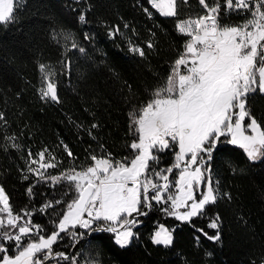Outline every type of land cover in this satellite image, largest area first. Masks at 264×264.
<instances>
[{
    "label": "trees",
    "instance_id": "trees-1",
    "mask_svg": "<svg viewBox=\"0 0 264 264\" xmlns=\"http://www.w3.org/2000/svg\"><path fill=\"white\" fill-rule=\"evenodd\" d=\"M206 2L211 6L216 0ZM219 3L223 7L224 0ZM205 13L199 0H177L175 17L160 15L148 0H23L15 22L0 26V113L4 115L0 121V186L14 213L26 206L34 209L32 222L43 225L47 232L52 230L53 212H59L63 204L43 212L39 209L46 201L60 199L65 189L38 182L28 171V161L45 149L46 161L54 156L50 162L57 164L47 170L51 175L85 168L93 163L90 155L100 157L105 151L115 160L130 157L127 145L134 136L129 131V111L149 99L184 51L188 37L178 32L177 22ZM223 24H241V20L230 16ZM117 27L119 32L112 35ZM67 33L84 52L71 47L72 41L64 38ZM149 43L154 47L148 48ZM132 45L142 48L145 56L130 52ZM64 63L69 65L67 69ZM40 64L55 73L58 103L41 99ZM248 107L264 127V95L250 96ZM93 124L97 127L92 128ZM7 137H15L19 148L12 147L13 141ZM177 151L160 153L156 167H171ZM211 166L220 191L229 193L231 199L210 205L207 216L183 223L161 211L165 205L153 202L151 210L141 208L147 215L137 217L140 223L133 231L139 235L127 248L118 247L107 233L86 234L73 247L71 236L62 233L63 240L53 251L81 252L82 259L84 254L95 257L99 252L101 264H264V256L257 253L264 226V159L249 161L243 149L224 142L213 152ZM179 171L174 169L169 179L178 177ZM217 213L221 238L211 241L198 230L214 235L217 230L208 223ZM161 225L174 229L169 247L151 240Z\"/></svg>",
    "mask_w": 264,
    "mask_h": 264
},
{
    "label": "snow or ice",
    "instance_id": "snow-or-ice-1",
    "mask_svg": "<svg viewBox=\"0 0 264 264\" xmlns=\"http://www.w3.org/2000/svg\"><path fill=\"white\" fill-rule=\"evenodd\" d=\"M22 3L23 0H0V26L15 22ZM148 3L164 17L177 16V0ZM199 3L206 9L205 14L177 22L178 32L188 37L184 51L152 89L149 99L128 113L129 131L134 136L127 145L130 157L115 160L105 151L100 157L90 155L93 163L89 166L80 170L73 167L59 175L47 173L57 167L50 162L54 156L46 161L47 149L28 161V171L38 177V182L65 189L60 199L46 201L39 209L43 212L63 204L59 212H53L56 218L50 221L51 232L32 222L34 209L26 206L14 213L9 196L0 186V264H101L99 252L95 257L84 254L82 259L81 252H54L53 246L63 240L62 233L71 236L73 247L86 234L107 233L118 247L127 248L139 235L133 231L140 223L137 217L147 215L141 208L151 210L153 202L165 205L160 210L181 222L207 216L210 205L231 199L229 193L220 191L219 180L213 179L211 161L220 143L243 149L249 161L264 159V127L248 107L250 96L264 95V0H224L226 13L244 17L243 23L235 25L220 23L219 0L211 6L206 0ZM144 11L151 17L148 8ZM80 20L85 21L84 15ZM118 32L117 27L112 35ZM64 38L72 41V48L84 52L71 33L64 34ZM85 39H89L87 34ZM147 47L154 45L149 43ZM129 50L145 56L138 46L132 45ZM64 67L69 65L64 63ZM39 71L41 99L58 103L55 73L45 64L39 65ZM221 137L225 140L221 141ZM7 139L13 141L12 147L19 148L15 137ZM175 148L178 151L173 165L158 169L159 154ZM67 151L71 157V151ZM28 156L32 157V153ZM173 169H179V175L170 180ZM27 193L29 197L33 195L32 187ZM220 224L217 213L208 223L210 229L217 230L214 235L198 231L208 240L220 241ZM77 228L86 232H77ZM173 231L161 225L151 240L155 245L169 247ZM196 239L199 243V237ZM6 242L12 243L6 246Z\"/></svg>",
    "mask_w": 264,
    "mask_h": 264
},
{
    "label": "built area",
    "instance_id": "built-area-1",
    "mask_svg": "<svg viewBox=\"0 0 264 264\" xmlns=\"http://www.w3.org/2000/svg\"><path fill=\"white\" fill-rule=\"evenodd\" d=\"M230 16L235 17L237 20H241V23L244 22V17H243V16L238 15V14H236V13H231V12L226 13V12L224 11V4H223V7H221V19H220V23L223 25L224 20H225L227 17H230ZM173 170H174V169H173ZM83 230H84V229H83ZM85 231H86V230H85Z\"/></svg>",
    "mask_w": 264,
    "mask_h": 264
},
{
    "label": "rangeland",
    "instance_id": "rangeland-1",
    "mask_svg": "<svg viewBox=\"0 0 264 264\" xmlns=\"http://www.w3.org/2000/svg\"><path fill=\"white\" fill-rule=\"evenodd\" d=\"M234 146H236V145H234ZM201 190H203V189H201ZM196 196H197V199H199L200 197H199V191L197 192V194H196ZM194 218V217H193ZM183 223H186V222H183ZM138 225V224H137ZM159 229V228H158ZM157 229V230H158ZM134 230V229H133ZM261 234H262V238H261V241H260V245L257 247V253H258V255L259 256H264V226L261 228Z\"/></svg>",
    "mask_w": 264,
    "mask_h": 264
},
{
    "label": "crops",
    "instance_id": "crops-1",
    "mask_svg": "<svg viewBox=\"0 0 264 264\" xmlns=\"http://www.w3.org/2000/svg\"><path fill=\"white\" fill-rule=\"evenodd\" d=\"M184 69L182 68L181 71H183Z\"/></svg>",
    "mask_w": 264,
    "mask_h": 264
}]
</instances>
